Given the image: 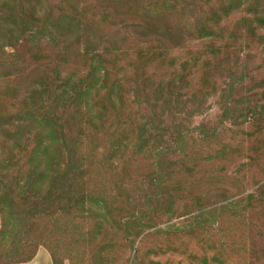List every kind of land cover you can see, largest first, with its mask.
Wrapping results in <instances>:
<instances>
[{
	"label": "rangeland",
	"instance_id": "374dc122",
	"mask_svg": "<svg viewBox=\"0 0 264 264\" xmlns=\"http://www.w3.org/2000/svg\"><path fill=\"white\" fill-rule=\"evenodd\" d=\"M0 261L264 264V0H0Z\"/></svg>",
	"mask_w": 264,
	"mask_h": 264
},
{
	"label": "crops",
	"instance_id": "0c3cea01",
	"mask_svg": "<svg viewBox=\"0 0 264 264\" xmlns=\"http://www.w3.org/2000/svg\"><path fill=\"white\" fill-rule=\"evenodd\" d=\"M2 235V219L0 218V241ZM0 264L2 262L0 261ZM9 264H55L50 254L44 249H38L35 254L26 260L11 262Z\"/></svg>",
	"mask_w": 264,
	"mask_h": 264
}]
</instances>
